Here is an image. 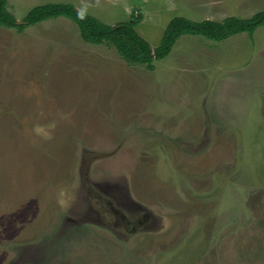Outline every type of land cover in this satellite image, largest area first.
Segmentation results:
<instances>
[{"label":"rangeland","instance_id":"obj_1","mask_svg":"<svg viewBox=\"0 0 264 264\" xmlns=\"http://www.w3.org/2000/svg\"><path fill=\"white\" fill-rule=\"evenodd\" d=\"M58 3L109 26L140 14L152 50L194 17L168 0H9ZM39 24L15 28L30 41L0 78V264H264V30L218 60L174 44L153 68L193 72L158 91L146 66L104 79L122 58L71 20Z\"/></svg>","mask_w":264,"mask_h":264},{"label":"trees","instance_id":"obj_2","mask_svg":"<svg viewBox=\"0 0 264 264\" xmlns=\"http://www.w3.org/2000/svg\"><path fill=\"white\" fill-rule=\"evenodd\" d=\"M7 0H0V26L17 28L34 25L52 18H66L74 22L80 38L91 45L107 44L117 51L126 64L131 66H146L153 70V62L164 59L181 36H200L212 42H221L227 38L247 33L252 35L260 26H264V12L257 13L248 19L227 17L221 22H192L177 17L166 26L157 48L152 50L149 44L135 30L137 19L114 27L105 25L95 17L77 11L70 4H45L31 9L18 24L7 11Z\"/></svg>","mask_w":264,"mask_h":264},{"label":"crops","instance_id":"obj_3","mask_svg":"<svg viewBox=\"0 0 264 264\" xmlns=\"http://www.w3.org/2000/svg\"><path fill=\"white\" fill-rule=\"evenodd\" d=\"M168 1L172 4L171 7H174V6L176 8L180 7V9H182L181 11L188 12V13L192 14L194 16L193 18L181 17V18L187 19V20L192 21V22H202V21H206V20L207 21H214V22H221L222 20H224L227 17H234L237 19H248L257 13L264 12V0H168ZM7 2H8L7 6H6L7 11L10 14L14 15L16 18H22L23 19L26 16V14L30 11L29 10L26 14H20L19 15L16 13V10L13 9L14 6H12V7L9 6V0H7ZM58 4H61V3H58ZM40 6H42V4H40ZM33 7L31 9H33ZM138 13L139 12H137V14ZM130 14L133 15L132 13H130ZM196 17L201 18L200 19L201 21H197ZM60 18H63V17H60ZM52 19H56V18H52ZM133 19H134V16H133ZM135 19L138 20V24L135 27V30H136L139 23H141L142 17L139 14L138 17ZM45 21H47V20H45ZM45 21H42V22H45ZM18 22L21 23V21L17 20V23ZM42 22H40V23H42ZM34 25H36V24H34ZM29 26H31V25H29ZM36 26H40V24L37 23ZM112 27H114V26H112ZM261 30H264V27L260 26L259 28H257L253 32L252 35L257 33L256 31H261ZM50 31H52V30H49L48 32L51 33ZM56 32L58 33V31H56ZM136 32H137V30H136ZM28 35L29 34L26 31L19 32L15 28H5V27L0 26V41L1 40L5 41V38H7L6 44H8L10 41L11 46H12L8 49L5 42L4 43L0 42V54H4L3 51L5 50L6 56H7L6 60L4 59V62L0 61L1 62L0 63V73H1L0 78L4 77L2 75V73L7 74L8 58H11V56H12L13 52L12 51L10 52V50L14 49V46L16 44L15 40L19 39L21 41L24 40L25 42L26 41L29 42L30 38L28 37ZM247 35H248L247 33H239V34L233 35V36L227 38L226 40L218 42V43L206 40L203 37H202L203 39L198 38L200 36H181L176 41V43L177 44L181 43V41H183V40H192V41H194L193 46H194V48H196L192 51L198 52L199 58H202L204 60L205 56H209L208 58H206V60H208V59L209 60H218L219 56L213 57V54H215L216 51L219 52L218 50H220L221 54H222L225 52L228 45H230V44L234 45L236 43V41H239V40L250 41V39L252 40V35H251V37H250V35L249 36H247ZM219 43H221V45H225L224 43H226L227 46H225V48H224V47L220 46ZM27 48L29 49L30 45L27 46ZM222 55H224V54H222ZM3 57H5V56L3 55L2 58ZM159 61H161V60H159ZM123 63L125 65H128L123 60L122 61L120 60L115 65L113 64L112 68L108 65L107 66L102 65V69H104L103 74H102L103 78L109 79L110 82H112V80L116 81L118 76H123L124 82L129 80L130 82L137 83L135 81L136 77H138V76H136L137 71L135 73L134 69H130V73H125L124 71H122L123 67L121 65H123ZM201 69H202V66L200 67V70ZM184 71L186 73H191V72H193V68L175 67V68L169 69L165 72L164 71L162 72V71H160L154 67L153 70L145 71L143 73H137V74L143 76L144 73L147 74V72L148 73L151 72V74H153V76L151 75L152 76L151 81L154 79V85L155 86L157 85L156 88L159 91L160 90L159 88L163 87L164 84H166V83L170 84L172 81H174V79L170 80V78L172 77V75L174 73L177 72L180 74V73H183ZM157 73H162L165 76L164 79L158 81L156 79ZM130 79H132V81ZM121 84L122 83H120L119 86ZM112 100H113V97L111 98V102H112ZM142 106H143V102H142L141 108H140L141 111L139 110L136 113V115H134L131 118V120H129V121L137 122L140 119L138 117L143 112ZM122 120H124V119H122Z\"/></svg>","mask_w":264,"mask_h":264},{"label":"water","instance_id":"obj_4","mask_svg":"<svg viewBox=\"0 0 264 264\" xmlns=\"http://www.w3.org/2000/svg\"><path fill=\"white\" fill-rule=\"evenodd\" d=\"M18 24H20V22H18Z\"/></svg>","mask_w":264,"mask_h":264}]
</instances>
